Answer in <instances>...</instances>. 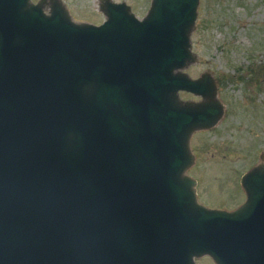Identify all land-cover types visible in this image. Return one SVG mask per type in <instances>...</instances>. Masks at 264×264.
I'll use <instances>...</instances> for the list:
<instances>
[{
  "label": "water",
  "instance_id": "1",
  "mask_svg": "<svg viewBox=\"0 0 264 264\" xmlns=\"http://www.w3.org/2000/svg\"><path fill=\"white\" fill-rule=\"evenodd\" d=\"M199 4L152 0L139 20L103 0L96 26L0 0V264H264V167L232 212L187 175L193 133L224 115L213 78L181 72Z\"/></svg>",
  "mask_w": 264,
  "mask_h": 264
},
{
  "label": "rangeland",
  "instance_id": "2",
  "mask_svg": "<svg viewBox=\"0 0 264 264\" xmlns=\"http://www.w3.org/2000/svg\"><path fill=\"white\" fill-rule=\"evenodd\" d=\"M59 1L78 24L99 26L106 21L103 0ZM111 1L126 3L139 20L152 3ZM191 45L194 61L181 72L194 80L210 75L224 115L213 128L193 133L190 148L195 162L187 175L197 181L199 203L232 212L246 201L242 176L264 167V0H200ZM179 97L188 103L203 102L187 92ZM195 261L215 264L206 256Z\"/></svg>",
  "mask_w": 264,
  "mask_h": 264
},
{
  "label": "flooded vegetation",
  "instance_id": "3",
  "mask_svg": "<svg viewBox=\"0 0 264 264\" xmlns=\"http://www.w3.org/2000/svg\"><path fill=\"white\" fill-rule=\"evenodd\" d=\"M245 195H246V193H245ZM244 204H245V202L243 204H241L237 209H240ZM258 233H259V236L257 238V242L261 243V245L263 246L264 245V233L261 234V232H259V230H258Z\"/></svg>",
  "mask_w": 264,
  "mask_h": 264
},
{
  "label": "bare ground",
  "instance_id": "4",
  "mask_svg": "<svg viewBox=\"0 0 264 264\" xmlns=\"http://www.w3.org/2000/svg\"><path fill=\"white\" fill-rule=\"evenodd\" d=\"M101 7H102V5H101ZM102 11V10H101Z\"/></svg>",
  "mask_w": 264,
  "mask_h": 264
}]
</instances>
